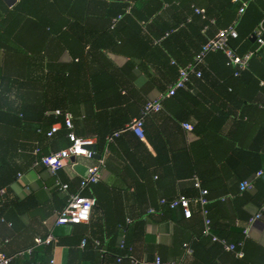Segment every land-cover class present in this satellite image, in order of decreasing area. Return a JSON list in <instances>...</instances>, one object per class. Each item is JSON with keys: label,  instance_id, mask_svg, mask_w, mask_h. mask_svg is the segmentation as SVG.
Instances as JSON below:
<instances>
[{"label": "crops", "instance_id": "0c3cea01", "mask_svg": "<svg viewBox=\"0 0 264 264\" xmlns=\"http://www.w3.org/2000/svg\"><path fill=\"white\" fill-rule=\"evenodd\" d=\"M249 1L256 5L242 28L264 10L263 0ZM163 2L171 7L159 9ZM236 2L0 0V187L7 190L0 243L13 254L37 236L52 232L59 239L12 264L52 257L57 264H134L103 258L92 245L99 239L107 254L116 253L122 226L127 246L146 264L157 256L185 264H264V211L249 225L264 207V46L258 45L240 77L225 57L208 55L203 76L192 79L194 91L165 98L163 109L146 117L145 139L125 130L107 142L167 89L180 62H189L217 28L237 19ZM193 4L216 25L204 31L208 19L195 13ZM167 32L174 33L168 44L179 58L170 63L162 43ZM255 45L251 39L249 46ZM56 109L70 111L76 133L95 138L97 152L106 155L100 181L81 190L96 198L89 223L56 224V211L68 201L56 181L68 183L69 193L79 192L96 160L71 157L56 174L36 164L40 153L70 144L63 125L54 137L45 135L62 120ZM196 177L209 190L213 235L243 242L244 255L203 234L199 204L192 203L193 216L186 218L181 208L161 203L180 194L197 197ZM246 179L254 187L240 191ZM84 238L88 243L82 247ZM184 243L192 246V255Z\"/></svg>", "mask_w": 264, "mask_h": 264}, {"label": "built area", "instance_id": "2783aa9c", "mask_svg": "<svg viewBox=\"0 0 264 264\" xmlns=\"http://www.w3.org/2000/svg\"><path fill=\"white\" fill-rule=\"evenodd\" d=\"M240 3L238 10L237 19L226 27L219 28L213 35L209 36L208 39L202 44L200 50L193 56L186 65L179 67L177 78L171 82L167 89L160 93V95L155 99H149L141 111V115L132 121L128 126L116 130L107 136V142L110 143L114 138L119 137L125 130L133 131L139 138L145 139V121L146 117L154 112H159L163 109V100L168 97L175 96L178 91H194L192 87V79L194 77L201 78L203 76V65L206 63L208 55L212 52H223L226 57V63L228 66L232 67L235 71V75L239 76L244 70L248 69L252 57L255 51H248L241 55L237 48L234 47L231 41L239 36L237 25L241 16L245 13L249 0H235ZM171 7V3L166 2L163 5L162 10ZM195 13L202 15L203 18L208 19L206 11L203 8L197 7L195 4L192 5ZM130 11V8L127 10ZM123 17V14L118 15L112 26L115 27L117 22ZM188 19V21H190ZM208 24L204 26V31H207L210 25L215 24L214 19H208ZM145 26L146 23L143 22ZM171 32H167L168 36ZM256 37V43L259 47L264 46V25L259 24L253 33ZM161 40H156L159 43ZM54 115L62 120L53 123L51 128L48 130L47 135L52 137L54 134L59 132L61 126L67 128V138L70 144L66 147L60 148L56 151H51L48 154L42 155V157L36 161V164H43L53 174H56L58 170L64 168L68 160L71 157H85L89 159H95L93 157L95 151L92 145L96 144V140L93 137H82L78 135L75 131L74 116L70 111H62L61 109H56ZM184 127L187 129H192V125L189 123H183ZM40 148L35 149V153H39ZM97 152V151H96ZM105 153L108 154V149L106 148ZM105 156L95 159L97 164L90 170V172L85 176L80 185V191L76 193H69V184L63 183L57 179L56 183L59 186L60 191L68 194L67 204L56 211V224L63 225L67 223H89L92 217V212L94 206L96 205V198L88 195L82 194L83 190L89 183H97L102 178L103 169L105 165ZM262 171L259 175H262ZM195 186L199 189V195L197 197H189L185 194H180L177 197L168 200L165 197L161 198L162 204H167L171 208H181L183 214L186 218H191L193 216L192 203L195 202L201 206V211L204 215V229L203 234L205 236H211L213 241L219 242L226 250L236 251L240 256L244 255L243 252V242L234 243L229 242L225 238H220L212 233V219L210 217L209 203L210 199L208 197L209 190L204 188L201 184V180L196 177L194 181ZM254 187V182L252 180L246 179L240 183V191H245L252 189ZM7 190L4 187H0V206L7 199ZM151 211H155L151 208ZM264 207L260 209L253 217L249 219V225H252L257 219H260L263 215ZM4 220V218H2ZM130 222V219H127ZM11 224V223H10ZM126 232L127 228L125 226L121 227V235L118 243L120 250L125 251L123 254H117L116 257L118 261L128 259L134 264H146L147 261L139 259L133 254V248L127 246L126 242ZM248 234L249 228L245 229ZM8 239H6V242ZM59 239L51 232L46 236H37L34 239L32 245L19 249L13 254H8L3 250L2 244L0 243V264H12L15 259H25L26 257H32L35 250L39 246L57 244ZM88 243L87 238L82 240L81 246L85 247ZM94 247L101 249L104 253L108 251L101 248V241L98 239L94 240ZM183 247L187 255H192L194 249L189 243H184ZM32 264H57L56 258L52 257L48 261L43 262L40 260H33ZM152 264H185L184 261L177 260H164L161 256H157Z\"/></svg>", "mask_w": 264, "mask_h": 264}, {"label": "trees", "instance_id": "16d2710c", "mask_svg": "<svg viewBox=\"0 0 264 264\" xmlns=\"http://www.w3.org/2000/svg\"><path fill=\"white\" fill-rule=\"evenodd\" d=\"M264 1V0H263ZM163 5H164V2L159 6V9H161L162 7H163ZM254 5H256V4H253V3H251L250 4V1H249V5H248V7H247V9H246V11H245V13L241 16V18H240V20H239V23H238V25H237V29H238V32H239V36L237 37V38H235V39H233L232 41H231V43H232V45L234 46V47H236L237 48V50H238V52L241 54V55H243V54H245L246 52H248V51H250V50H252V51H255L256 50V48L258 47V44L256 43V45L255 46H249V43H250V40H251V36L253 35V33H254V30L256 29V27L259 25V24H263L264 25V10L262 11V12H260L259 14H258V16H256V18H254L253 20L252 19H250V22H249V26L247 27H244V28H242L243 27V25H244V22H245V20H246V18L248 17V13H249V10H250V8L252 7V6H254ZM234 7V5H231V8H233ZM239 7H240V3L239 2H236L235 3V10H236V12H238V10H239ZM158 9V10H159ZM235 20V19H234ZM217 21V20H216ZM248 21H249V19H248ZM231 23H233V22H231ZM231 23H229V24H231ZM229 24H227V25H225V26H223V27H226V26H228ZM215 25H216V23H215ZM219 28H217V30H218ZM216 30V31H217ZM215 31V32H216ZM174 34V33H173ZM172 33H170V35L169 36H167L166 37V39H164L163 41H162V43H163V46L166 48V49H168L169 50V55H167V60H168V62L170 63V60H171V57L172 58H176V60H178L179 58L177 57V55L171 50V48L169 47V39L171 38V36L173 35ZM214 34V33H213ZM212 34V35H213ZM245 42V46H241V42ZM213 53H215L216 55H222L223 57H225V55H224V53L223 52H220V51H217V52H212V53H210V54H213ZM209 54V55H210ZM194 56V55H193ZM193 58V57H192ZM192 58H191V60H192ZM252 60V59H251ZM179 62V61H178ZM188 63V62H187ZM186 62L185 63H182V62H180L179 64H182V65H186L187 64ZM225 64L227 65V63H226V57H225ZM182 65H179L178 67H177V75H178V70H179V67L180 66H182ZM250 65H251V62H250ZM228 66V65H227ZM228 68H230V69H232L231 71H232V73H233V75H234V69L232 68V67H230V66H228ZM173 70H174V68H173ZM244 71H247V69L246 70H244ZM243 71V72H244ZM243 72L239 75V76H236V77H240L242 74H243ZM204 74V73H203ZM177 78V77H176ZM229 89H231L232 90V88H229V86H228V91H229ZM54 113V112H53ZM39 131H41V129H38ZM49 130V129H48ZM48 130L47 131H45V135L46 136H48L47 135V132H48ZM42 132V131H41ZM58 133V132H57ZM55 135V134H54ZM54 135L52 136V137H54ZM63 136L64 137H66L67 136V133H66V131L64 132V134H63ZM49 137V136H48ZM52 137H49V138H52ZM68 146V145H67ZM63 147H66V144L65 145H62V147L61 148H63ZM44 154H48V153H40V156H39V158L38 159H40L41 157H42V155H44ZM92 245H93V247H94V241H93V243H92ZM118 247V246H117ZM123 253H125V251H123V250H120L119 249V247L116 249V253H114V252H112V253H109V254H107V253H105V254H102L103 256V258H107V257H111V258H113V259H115V261H117V262H122V261H129L128 259H126V260H122V261H118V259H117V257H116V255L117 254H123ZM111 255V256H110ZM130 262V261H129Z\"/></svg>", "mask_w": 264, "mask_h": 264}, {"label": "water", "instance_id": "95a60500", "mask_svg": "<svg viewBox=\"0 0 264 264\" xmlns=\"http://www.w3.org/2000/svg\"><path fill=\"white\" fill-rule=\"evenodd\" d=\"M251 39H252V41H255V40H256V37H255L254 34L252 35ZM92 148H93L94 151H95L93 157H94L95 159H99V158L101 157V155H100L98 152H96V151H97V146H96V144L92 145ZM263 178H264V174H263Z\"/></svg>", "mask_w": 264, "mask_h": 264}]
</instances>
